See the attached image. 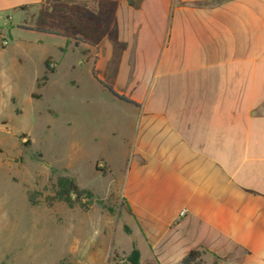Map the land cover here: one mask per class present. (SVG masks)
<instances>
[{
	"label": "crops",
	"instance_id": "1",
	"mask_svg": "<svg viewBox=\"0 0 264 264\" xmlns=\"http://www.w3.org/2000/svg\"><path fill=\"white\" fill-rule=\"evenodd\" d=\"M99 7L91 74L136 104L107 91L127 144L121 165L99 156L92 166L124 179L119 193L149 253L140 263L182 264L201 251L211 264H264V0Z\"/></svg>",
	"mask_w": 264,
	"mask_h": 264
},
{
	"label": "rangeland",
	"instance_id": "2",
	"mask_svg": "<svg viewBox=\"0 0 264 264\" xmlns=\"http://www.w3.org/2000/svg\"><path fill=\"white\" fill-rule=\"evenodd\" d=\"M101 4L0 8V264H123L133 247L142 260L149 254L119 193L122 175H98L92 166L99 156L121 165L127 144L123 130L111 126L122 123L113 117L117 103L91 74L96 49L19 28L24 20L55 21L59 5L76 18L96 17ZM59 28L69 32L70 21ZM48 58L54 73L44 81ZM61 176L74 178L92 198L73 196V207L55 200ZM200 264H211L209 256Z\"/></svg>",
	"mask_w": 264,
	"mask_h": 264
},
{
	"label": "trees",
	"instance_id": "3",
	"mask_svg": "<svg viewBox=\"0 0 264 264\" xmlns=\"http://www.w3.org/2000/svg\"><path fill=\"white\" fill-rule=\"evenodd\" d=\"M62 0H45V3H60ZM105 0H102L104 2ZM31 6H21L16 8L15 11H26ZM56 11L60 12L59 15H54L55 21H51L48 18H43L38 21L34 26L29 24L27 20H24L23 23L19 26V28L27 31L38 32L41 34H46L50 36H60L67 40V42H73L75 46H79L80 44H87L96 49L98 52V44L102 36V32L104 29V24L101 20H96V17L90 16L89 14H83L79 18L70 16V12L64 10L61 5L55 7ZM71 14H74L71 12ZM75 15V14H74ZM70 21V31L66 32L63 29L59 28V25H63L66 22ZM4 47V46H3ZM45 75L43 80H47V76L49 74L54 73V69L50 66V58L45 61ZM93 77L100 83V85L111 93L116 98L130 103L136 104L127 98L124 95H120L117 93L114 88L104 82L99 80L96 75L94 68L92 69ZM102 173L106 172V169H97ZM87 195L88 198H92V193L87 192L85 189H82L78 183L74 180V178L69 176H61L58 178L57 183L55 185L54 191V199L60 202L66 203L68 206L73 207L76 205V200L73 196ZM30 201L33 204H36L37 201L30 198ZM125 205L128 211L131 213V209L129 205L124 200ZM203 252L201 251H191L182 261V264H200L201 257ZM124 263L128 264H141L140 263V251L138 248L133 247L131 253L124 259ZM144 264H159L154 260L146 261Z\"/></svg>",
	"mask_w": 264,
	"mask_h": 264
},
{
	"label": "built area",
	"instance_id": "4",
	"mask_svg": "<svg viewBox=\"0 0 264 264\" xmlns=\"http://www.w3.org/2000/svg\"><path fill=\"white\" fill-rule=\"evenodd\" d=\"M184 214H185V211H182L181 214H180V216H184Z\"/></svg>",
	"mask_w": 264,
	"mask_h": 264
}]
</instances>
